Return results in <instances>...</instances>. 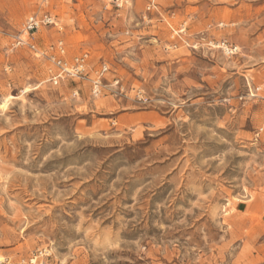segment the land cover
I'll return each instance as SVG.
<instances>
[{"label":"rangeland","instance_id":"1","mask_svg":"<svg viewBox=\"0 0 264 264\" xmlns=\"http://www.w3.org/2000/svg\"><path fill=\"white\" fill-rule=\"evenodd\" d=\"M147 3L0 0V264H264V0ZM42 13L98 97L14 48Z\"/></svg>","mask_w":264,"mask_h":264},{"label":"built area","instance_id":"2","mask_svg":"<svg viewBox=\"0 0 264 264\" xmlns=\"http://www.w3.org/2000/svg\"><path fill=\"white\" fill-rule=\"evenodd\" d=\"M106 6H113L117 9L122 8L128 4V0H102ZM157 0H148L146 11L153 10ZM47 26H56L55 19L48 13L32 14L24 22L23 28L19 35L14 38V48L21 46L27 47L29 50L37 53L38 55L46 56L52 64L54 70L49 71V82L52 86L57 87L63 81H80L87 79V65H88V54L83 53L70 60L65 58V48L62 42H57L54 45L49 46L48 50L50 53H40L35 48L32 38L40 28ZM235 49L229 50V53H233ZM108 72V66L102 63L99 68L94 72V78L92 80L87 79L90 82V95L93 98L99 96L102 89V82L104 80L105 73ZM118 81H115L117 84ZM264 87V85L262 86ZM257 89L256 91H258ZM77 91L73 93L76 95ZM48 257L46 251H40L37 255L33 256L27 262L28 264H38L37 260H42ZM41 264V263H40Z\"/></svg>","mask_w":264,"mask_h":264},{"label":"crops","instance_id":"3","mask_svg":"<svg viewBox=\"0 0 264 264\" xmlns=\"http://www.w3.org/2000/svg\"><path fill=\"white\" fill-rule=\"evenodd\" d=\"M87 81V79H86ZM264 200L251 202L249 205L243 208V212L248 215L247 223L250 229L253 230L255 236H257L253 244L256 246L258 243L259 248H264ZM240 211V210H239Z\"/></svg>","mask_w":264,"mask_h":264},{"label":"bare ground","instance_id":"4","mask_svg":"<svg viewBox=\"0 0 264 264\" xmlns=\"http://www.w3.org/2000/svg\"><path fill=\"white\" fill-rule=\"evenodd\" d=\"M4 104H5V102L1 105V107H3Z\"/></svg>","mask_w":264,"mask_h":264}]
</instances>
